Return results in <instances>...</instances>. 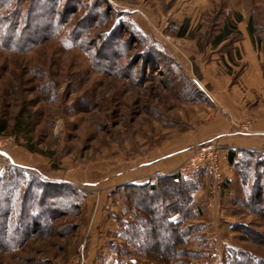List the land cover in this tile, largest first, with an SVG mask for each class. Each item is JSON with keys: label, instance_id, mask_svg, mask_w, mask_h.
Returning <instances> with one entry per match:
<instances>
[{"label": "rangeland", "instance_id": "374dc122", "mask_svg": "<svg viewBox=\"0 0 264 264\" xmlns=\"http://www.w3.org/2000/svg\"><path fill=\"white\" fill-rule=\"evenodd\" d=\"M99 1L107 18L92 31L90 51L73 46L64 32L28 52L0 48V123L12 130L22 112L24 127L21 134L0 135V178L6 170L20 172L72 186L83 196L75 207L55 209L45 236L0 252V264H117L109 248L121 243L115 218L126 220L133 204L125 201L129 189L116 192L126 182L105 188L113 179H129L132 169L188 146L180 167L210 143L217 147L219 180L200 165L187 175L202 171L184 223L197 230L187 247L201 251L200 264H223L232 251L264 261V153L241 154L234 166L224 168L221 143L206 141L211 115L218 111L230 121L226 111L214 108L207 91L214 79H235L242 71L240 63L230 68L221 61L227 41L213 47V36L228 26L236 40L237 17H248L259 30L264 0ZM110 31L118 41L109 47L105 33ZM95 53L101 61L93 59ZM193 92L191 100L187 94ZM177 138L189 139L190 145L174 147ZM157 171L153 182L161 178L154 177ZM230 173L231 181H225ZM256 187L262 200L251 205L248 196ZM134 194L137 200L153 196L154 208L161 204L148 191ZM175 198L169 190L160 197L167 203ZM174 209L189 213L184 205Z\"/></svg>", "mask_w": 264, "mask_h": 264}, {"label": "trees", "instance_id": "16d2710c", "mask_svg": "<svg viewBox=\"0 0 264 264\" xmlns=\"http://www.w3.org/2000/svg\"><path fill=\"white\" fill-rule=\"evenodd\" d=\"M100 6L99 0H0V48L13 52H28L42 41L54 39L64 32L73 46L90 51L93 48L90 38L95 35L92 31L100 27L101 22L107 18L106 11ZM79 14L85 17L87 25L84 27L78 18ZM240 20L237 17L235 23ZM226 22H231V19ZM247 29L251 36L257 32L256 25L250 19ZM233 31L234 29L229 30L228 26H223L218 34L213 36L212 46L216 47L227 40L223 51H226L224 48L228 50L230 43L235 40L232 37ZM235 31L238 36L237 28ZM105 35L111 40L109 47L111 43L118 41L113 31ZM93 59L101 61V57L96 53ZM195 95L194 92L187 94L191 100ZM18 116L12 130H8L3 122L0 123V135L9 133L8 135L15 136L24 131L19 122L22 112ZM27 148L30 152H36L32 147ZM251 153L257 151H229L226 155L227 164L232 167L241 154ZM199 170L201 169L193 173L194 178L190 179L187 175L173 173L152 183L125 184L117 188L116 192L119 189H129V196L125 197V201L127 205L128 202L133 204L124 214L127 216L126 220L115 218L119 225L116 236L121 243H111L109 248L117 264H200L198 261L201 251L187 247L190 241L195 240L192 235L197 230L193 232L190 224L184 226L185 221L191 217L190 199L192 201V190L198 182L195 177L202 172ZM6 171L5 178H0V252L20 248L29 237L45 236L51 227L50 223L53 222L55 209L75 207L77 198L80 196L83 199L81 192L72 186L43 183L35 178L25 177L20 172ZM139 190L155 194L161 203L160 206L152 207L153 196L144 195L141 200H137L134 192ZM166 190L174 192L177 198L170 203L163 202L160 197ZM260 190V187H256L250 191L248 197L251 205H257L262 200ZM180 196H185L186 200L179 201ZM182 205L187 207L188 215L174 209ZM123 260H126V263ZM223 264H264V261L255 259L246 252L232 251Z\"/></svg>", "mask_w": 264, "mask_h": 264}, {"label": "crops", "instance_id": "0c3cea01", "mask_svg": "<svg viewBox=\"0 0 264 264\" xmlns=\"http://www.w3.org/2000/svg\"><path fill=\"white\" fill-rule=\"evenodd\" d=\"M248 20V17L241 18L237 22L239 37L228 46L231 49L220 53L221 61L225 65L236 68V63H240L242 71L235 79L226 74V77L214 79L213 88L207 91V96L214 108L217 110L221 108L230 115L228 122L217 111L211 115L206 124L208 135L206 141H218L222 145L220 161L224 168H228L226 155L229 151L253 150L264 153V25L259 27V30L256 29L257 32L251 36L247 29ZM245 124L247 125L245 131L238 129L240 125ZM189 143V139L184 141L181 138L172 141L174 147ZM188 148L186 146L175 149L160 158L146 162L137 169L129 171V179L122 181L118 178L113 179L112 186L105 189L111 187L113 189L125 182L135 185L152 183L151 176L157 170L163 176L171 175L177 169L182 160L181 156ZM165 160L168 161L165 162ZM227 176L225 181L230 182L232 173ZM104 180L107 181L108 178ZM109 194L110 192H107L108 196ZM114 225L112 229L116 231L117 227Z\"/></svg>", "mask_w": 264, "mask_h": 264}, {"label": "built area", "instance_id": "2783aa9c", "mask_svg": "<svg viewBox=\"0 0 264 264\" xmlns=\"http://www.w3.org/2000/svg\"><path fill=\"white\" fill-rule=\"evenodd\" d=\"M241 129L245 131L247 129V125H242ZM216 149L217 147L212 143L200 147V150L196 153V155L188 158L185 164L178 167V172L183 175H189V172H191L190 170H194V168L200 165L211 170L213 177L219 180V177L216 176L218 174L219 168V157ZM162 176L163 175L161 174V172L157 171L154 177L159 178Z\"/></svg>", "mask_w": 264, "mask_h": 264}]
</instances>
